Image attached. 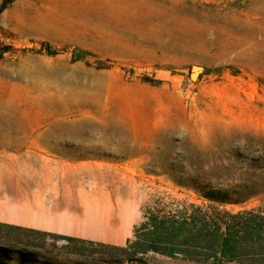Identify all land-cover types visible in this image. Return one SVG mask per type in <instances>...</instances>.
Instances as JSON below:
<instances>
[{"label": "rangeland", "instance_id": "obj_1", "mask_svg": "<svg viewBox=\"0 0 264 264\" xmlns=\"http://www.w3.org/2000/svg\"><path fill=\"white\" fill-rule=\"evenodd\" d=\"M33 153L93 167L96 244L209 189L264 212V0H0V192Z\"/></svg>", "mask_w": 264, "mask_h": 264}, {"label": "trees", "instance_id": "obj_2", "mask_svg": "<svg viewBox=\"0 0 264 264\" xmlns=\"http://www.w3.org/2000/svg\"><path fill=\"white\" fill-rule=\"evenodd\" d=\"M199 199L202 205L165 214L149 210L123 247L0 223V264H145L148 254L195 264H264V212L226 210L244 201L219 189L201 191Z\"/></svg>", "mask_w": 264, "mask_h": 264}, {"label": "crops", "instance_id": "obj_3", "mask_svg": "<svg viewBox=\"0 0 264 264\" xmlns=\"http://www.w3.org/2000/svg\"><path fill=\"white\" fill-rule=\"evenodd\" d=\"M46 156L56 158L50 160ZM66 156L24 154L25 164L15 173L14 182H9L0 192V223L80 240L117 244L105 240L111 237L108 234L111 230L103 226V196L87 189L88 171L93 167H89L86 161H73L72 157L69 161ZM29 160L34 162L31 164Z\"/></svg>", "mask_w": 264, "mask_h": 264}, {"label": "water", "instance_id": "obj_4", "mask_svg": "<svg viewBox=\"0 0 264 264\" xmlns=\"http://www.w3.org/2000/svg\"><path fill=\"white\" fill-rule=\"evenodd\" d=\"M194 74H196V71H195V72H192V75H191V78H192V79H193V77H192V76H193Z\"/></svg>", "mask_w": 264, "mask_h": 264}]
</instances>
